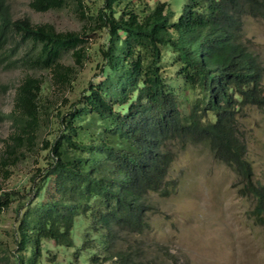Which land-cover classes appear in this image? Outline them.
<instances>
[{"label": "trees", "instance_id": "trees-1", "mask_svg": "<svg viewBox=\"0 0 264 264\" xmlns=\"http://www.w3.org/2000/svg\"><path fill=\"white\" fill-rule=\"evenodd\" d=\"M100 1L90 16L75 2L83 19L106 29L100 74L57 110L52 140L39 142L47 112L43 78L26 75L15 90L0 173L8 179L10 168L38 149L46 152L47 164L31 178L32 195L18 209L14 264H43L55 248L67 264H151L142 258L146 249L136 245L156 213L150 196L177 189L168 179L173 144L204 145L238 176L253 202L252 215L264 224V185L253 180L240 128L247 109H264V65L241 32L244 15L264 19V0H186L176 14L166 2L143 13L130 0ZM67 2L31 0L29 6L47 12ZM86 35L13 21L0 0L5 69L47 70L62 89L83 65ZM13 38L18 46L8 50ZM67 52L76 66L60 61ZM17 197L1 192L0 214ZM3 257L0 250V262L9 264Z\"/></svg>", "mask_w": 264, "mask_h": 264}, {"label": "rangeland", "instance_id": "rangeland-1", "mask_svg": "<svg viewBox=\"0 0 264 264\" xmlns=\"http://www.w3.org/2000/svg\"><path fill=\"white\" fill-rule=\"evenodd\" d=\"M1 1L13 21L28 19L33 25L49 24L57 32L87 35L84 37L85 59L81 68L76 66L70 52L61 57L64 65L77 69L75 81L62 89L55 88L47 70L5 69V64L0 65V155L3 141L11 132L7 115L13 108L15 90L24 77L43 78L41 103L46 104L47 112L39 131V142L52 140L57 134V110L68 107L90 82L96 81L108 39L106 29H95L96 23L81 17L76 10V0H68L60 10L47 12L33 11L29 6L31 0ZM80 1L86 16L94 15L102 6L100 0ZM158 2L168 3L176 14L183 10L186 0H130V4L143 13ZM241 29L243 42L264 65V19L244 15ZM12 41L14 44L8 50H12L15 44L18 46L20 40L13 38ZM262 83L264 87V79ZM178 86L182 88L180 84L175 87ZM240 128L246 143V157L253 169V180L264 185V109H247L240 119ZM172 148L174 161L168 179L176 182L177 189L167 197L150 196L156 213L150 215L149 229L138 238L136 248L146 249L142 258L151 264H264V224L257 223L252 215L253 202L244 195L238 176L216 160L204 145L173 144ZM46 164V152L38 149L10 168L8 179L4 180L0 173V193L18 192L16 201L0 214V250L2 256H7L3 260L8 258L9 264H14V228L19 206L31 197V178L37 176L38 169ZM23 196L26 199H21ZM45 256L43 264H67L68 261V257L56 248Z\"/></svg>", "mask_w": 264, "mask_h": 264}]
</instances>
